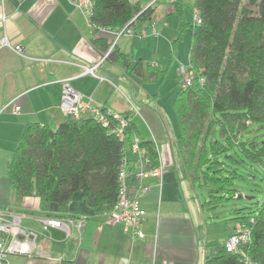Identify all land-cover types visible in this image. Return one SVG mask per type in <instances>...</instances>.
I'll list each match as a JSON object with an SVG mask.
<instances>
[{
	"label": "crops",
	"instance_id": "obj_1",
	"mask_svg": "<svg viewBox=\"0 0 264 264\" xmlns=\"http://www.w3.org/2000/svg\"><path fill=\"white\" fill-rule=\"evenodd\" d=\"M140 1L144 8L155 0ZM159 4L166 14L172 13L169 1L160 0ZM1 14L6 18L4 22L0 20V35L21 45L23 52L18 55L0 48V209L6 217L10 213L20 219L27 234L19 238L29 242L27 253H10L7 261L203 264L205 254L215 250L208 244L224 242L235 219L224 222L217 218L214 209L219 206L207 209L203 205L207 199L198 198L195 186L200 183L182 177L172 144L177 124L170 122L157 93L144 89L154 82H141L129 68L103 57L106 51L95 49L89 19L72 0H0ZM150 21L156 22L153 17ZM113 33L114 30L100 28L95 35L112 41ZM146 35L138 40L124 34L115 46L132 61L142 59L159 65L152 56H144L140 41L157 37ZM152 42L146 43L151 46ZM84 68H92L93 73H84ZM63 80H68L84 98H90L93 105L107 106L122 114L133 109L135 134L142 140H153L158 147L163 175L162 180L153 176L142 179L149 189L139 196L146 211L141 223L144 237L140 240L131 239L105 212L96 213L79 192L59 206L35 195L16 197L10 186L6 162L13 155L25 123L56 128L67 118L59 104ZM14 105L20 106L17 113L12 112ZM52 218L63 226L43 229V220Z\"/></svg>",
	"mask_w": 264,
	"mask_h": 264
},
{
	"label": "trees",
	"instance_id": "obj_2",
	"mask_svg": "<svg viewBox=\"0 0 264 264\" xmlns=\"http://www.w3.org/2000/svg\"><path fill=\"white\" fill-rule=\"evenodd\" d=\"M91 1V44L100 52L107 51L112 41L96 36L97 29L117 31L124 25L140 29L147 22L156 25L150 20L160 0L144 8L140 0ZM162 1H169L172 13L180 20L165 67L142 59L132 61L115 44L106 57L111 63L129 68L141 82L153 81L158 86L165 79L182 30L189 28L188 65L193 78L189 85L180 86L172 99L177 122L172 144L182 177L208 188L203 205L216 208L238 195L233 185L236 169L228 167L248 160L264 168V139L260 143L240 139L248 125L264 121V0H193L191 8L198 12L199 24L194 13L193 23L184 20L185 0ZM132 112L119 113L127 121L125 141L88 115L67 116L56 128L25 123L13 155L6 162L16 197L35 195L63 206L74 192H79L96 213L110 210L118 196L120 164L124 157L135 159L129 144L133 136H139L135 134ZM140 145L146 149L149 167L157 166L160 157L155 142L141 139ZM126 169L129 185L134 184L133 163ZM257 209H232L235 222L253 217L250 240L234 252L226 250L223 242L209 243L215 250L205 254L203 264H245L246 258L252 264H264L263 204Z\"/></svg>",
	"mask_w": 264,
	"mask_h": 264
},
{
	"label": "built area",
	"instance_id": "obj_3",
	"mask_svg": "<svg viewBox=\"0 0 264 264\" xmlns=\"http://www.w3.org/2000/svg\"><path fill=\"white\" fill-rule=\"evenodd\" d=\"M75 8L79 9L88 18L93 2L91 0H72ZM194 20L196 23H201V19L198 17V12L194 10ZM0 20L5 21L6 16L0 15ZM145 28L135 29L124 25L122 29L114 31L115 39H112L111 47L105 52L103 57H106L108 52L112 49V45L115 44L116 40L124 34L133 36H146L151 34L157 36L156 28L153 24L146 23ZM103 29V28H102ZM109 30V29H107ZM0 48H7L13 50L18 55H22V47L19 44H13L5 34L0 35ZM84 73H93V69L84 68ZM182 72V85L187 86L191 83L193 78V71L190 70L189 66H181ZM203 82V79L200 78ZM61 97H60V108L62 112L67 116L80 117L81 115H88L97 121L103 127H108L109 131L115 136H118L121 141H125L126 135L124 129L127 127V121L123 116L117 112H114L107 106L93 105L90 103L91 99L84 98L82 93L77 92L69 83L68 80L62 81ZM20 110V106L14 105L13 111L17 113ZM112 122H115L112 125ZM140 137L133 136L129 144L130 152L135 155V159H129L124 157L121 162L118 172V196L115 205L108 211L105 212L107 216L115 224L122 226L123 231L131 237V239H142L143 232L141 230V223L146 217V211L141 207L139 203V196L146 193L149 186L146 185L142 179L149 177H156L162 180L163 168L159 163L155 167H149V160L145 156L146 149L140 145ZM129 163H133L135 169L134 184L128 183L129 172L127 166ZM134 179V180H135ZM264 206V199L262 201ZM3 210L0 209V264H12L7 261L6 257L10 253H27L29 242L21 240V235L27 234L20 226V219L9 213L8 217ZM253 217H249L244 221L237 220L231 230L229 236L224 240L226 250L230 252L237 251L241 244L250 240L251 237V223H253ZM48 226L62 227L63 223L57 219H44L43 229ZM245 264H252L248 258H246Z\"/></svg>",
	"mask_w": 264,
	"mask_h": 264
},
{
	"label": "rangeland",
	"instance_id": "obj_4",
	"mask_svg": "<svg viewBox=\"0 0 264 264\" xmlns=\"http://www.w3.org/2000/svg\"><path fill=\"white\" fill-rule=\"evenodd\" d=\"M144 2V0H142ZM193 0L184 1V13L183 18L187 23H193V8H191ZM159 4L156 5V13L153 16L155 22V28L157 37L146 38L140 41L141 47H144L142 51L145 55L152 56V59L159 63L160 66L165 67V60L170 50L171 43L178 36V26L180 23L178 15L174 13H165ZM158 20H157V19ZM159 22V23H157ZM180 40L176 42L174 48V58L167 71L165 79L156 86V83L149 82L144 86V89H150L154 93H157L158 100L163 105L164 110L169 114V120L175 126L177 124L175 120V111H173V97L182 85L183 77L181 72V66H189V40L191 31L188 27L182 30ZM147 36V35H146ZM146 36L133 35L132 38L138 40L145 38ZM121 37V36H120ZM153 40L152 45L146 43ZM144 44V45H143ZM149 48H148V47ZM214 137V134L212 135ZM216 138V137H215ZM240 139L244 141H256L262 142L264 139V121L262 123H251L247 129L240 134ZM264 163V158L262 159ZM228 167V166H227ZM236 169V177L234 178V187L237 189V193L240 197H232L231 200L222 203L218 208L214 209V213L217 218L224 222L233 220L232 217L235 215L232 209L240 208L243 211H257L264 199V168L256 163L248 160L242 161L239 166L228 167V170ZM198 198L200 201L207 199L208 188L203 184H197L195 186ZM229 219V220H228Z\"/></svg>",
	"mask_w": 264,
	"mask_h": 264
},
{
	"label": "water",
	"instance_id": "obj_5",
	"mask_svg": "<svg viewBox=\"0 0 264 264\" xmlns=\"http://www.w3.org/2000/svg\"><path fill=\"white\" fill-rule=\"evenodd\" d=\"M237 196H238V197H240L241 195H240V194H238Z\"/></svg>",
	"mask_w": 264,
	"mask_h": 264
}]
</instances>
